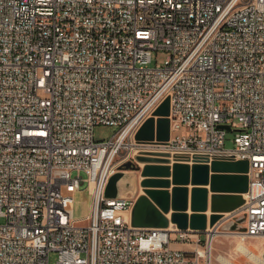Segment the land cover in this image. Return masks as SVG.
<instances>
[{
	"label": "built area",
	"instance_id": "2783aa9c",
	"mask_svg": "<svg viewBox=\"0 0 264 264\" xmlns=\"http://www.w3.org/2000/svg\"><path fill=\"white\" fill-rule=\"evenodd\" d=\"M166 96L170 139L136 140ZM97 125L117 130L95 139ZM154 151L248 160L244 204L224 217L241 230L132 226L135 198L104 189ZM0 218V264H213L218 235L264 237V0H0Z\"/></svg>",
	"mask_w": 264,
	"mask_h": 264
},
{
	"label": "water",
	"instance_id": "95a60500",
	"mask_svg": "<svg viewBox=\"0 0 264 264\" xmlns=\"http://www.w3.org/2000/svg\"><path fill=\"white\" fill-rule=\"evenodd\" d=\"M170 98L166 96L147 117L135 133L138 141L167 142L170 139ZM227 131L228 125H219ZM136 161L144 163L140 168L132 161L125 162L112 174L105 186L107 198L134 195L137 185L134 175L127 171H139L142 193L137 196L130 211V222L135 227L204 230L207 226L208 192L245 193L248 189L249 162L246 159L209 160L207 157L171 154L165 151L140 153ZM190 189V202L188 193ZM172 186V187H171ZM190 210V214L188 211ZM172 211L170 219L166 214ZM223 219L220 228L238 231L244 218H224L219 212L211 213L209 225Z\"/></svg>",
	"mask_w": 264,
	"mask_h": 264
},
{
	"label": "rangeland",
	"instance_id": "374dc122",
	"mask_svg": "<svg viewBox=\"0 0 264 264\" xmlns=\"http://www.w3.org/2000/svg\"><path fill=\"white\" fill-rule=\"evenodd\" d=\"M166 55L167 53L163 49H160L157 52H153L152 61L149 63V65L153 66L156 63L163 64L166 59ZM116 130L117 127L97 125L95 126L93 132L95 139H109L116 132ZM234 135H235V131L233 129L226 132L225 147L232 148L234 146L232 142ZM135 164L138 165L137 163ZM127 172L134 175L136 185L139 186V182L142 179V177L140 176V170L139 171L128 170ZM214 194L216 193H212L210 195V203L208 210H212V209L218 211L221 210V213L224 215V217H229L237 214V212L241 209L245 201V197H244L245 193L219 194V195H214ZM90 203H91V196L88 192L87 184L84 183L81 185L80 189L74 193V197H73L72 215L74 219L79 221L78 222L79 224L86 223L83 220L89 213ZM232 219H235V217ZM2 222L3 219L0 218V223ZM238 241H240L239 237L234 233L228 235H218L213 243V251H212L213 264H222L220 263L221 261L217 260L214 257L217 253L227 257L232 264H253V262L250 261V259H248V257H246L243 253L236 251L235 247ZM244 242L248 246H250L251 250H253V252L257 256L259 257L261 256V249L263 248L264 251V237L248 238ZM56 257H57L56 253L51 252L49 257L50 262L51 263L54 262L56 260Z\"/></svg>",
	"mask_w": 264,
	"mask_h": 264
},
{
	"label": "bare ground",
	"instance_id": "6f19581e",
	"mask_svg": "<svg viewBox=\"0 0 264 264\" xmlns=\"http://www.w3.org/2000/svg\"><path fill=\"white\" fill-rule=\"evenodd\" d=\"M246 194H244L245 197ZM231 215V214H230ZM230 233H223L222 235H228ZM233 234V233H231ZM240 240V239H239ZM237 252H241L243 253L246 257H248V259H250V261L254 262V263H258L261 260V256H257L253 250H251L250 246H248L244 241L240 240L237 242L236 247H235ZM263 248L261 249V254H263ZM264 256V254H263ZM213 257V255H212ZM217 260L221 261L220 263H224V264H232L229 259L219 253H217L214 256Z\"/></svg>",
	"mask_w": 264,
	"mask_h": 264
},
{
	"label": "crops",
	"instance_id": "0c3cea01",
	"mask_svg": "<svg viewBox=\"0 0 264 264\" xmlns=\"http://www.w3.org/2000/svg\"><path fill=\"white\" fill-rule=\"evenodd\" d=\"M172 187V186H171ZM191 185H189V193H188V202H190V189H191ZM142 193V189L139 187V186H137V191H136V193L134 194V195H132L131 193H128L126 196H130V197H134L135 199L137 198V196L139 195V194H141ZM213 192H208V209H209V203H210V195L212 194ZM219 194H241V193H216V194H214V195H219ZM135 199H134V202H135ZM134 204V203H133ZM214 212H219V213H221V210H207L206 211V214H207V226L206 227H208V226H210L209 225V216H210V214L211 213H214ZM171 213H172V211H169V213H167L166 214V216H167V218L168 219H170V215H171ZM188 213L190 214L191 212H190V210L188 211ZM173 224H170V226H172ZM178 247V246H177Z\"/></svg>",
	"mask_w": 264,
	"mask_h": 264
}]
</instances>
